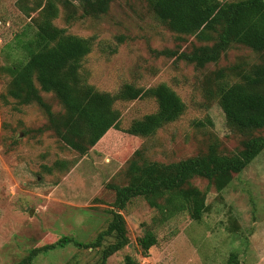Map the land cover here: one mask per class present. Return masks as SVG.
<instances>
[{
	"label": "rangeland",
	"instance_id": "obj_1",
	"mask_svg": "<svg viewBox=\"0 0 264 264\" xmlns=\"http://www.w3.org/2000/svg\"><path fill=\"white\" fill-rule=\"evenodd\" d=\"M238 2L242 0H220ZM44 0H0V264H20L37 249L31 264H99L104 247L116 241L105 232L116 209L113 186L129 183V162L141 149L149 161L173 163L208 151L242 149L247 134L233 129L216 91L218 71H247L264 62V53L234 45L218 63L197 68L164 50L190 52L213 45L187 36L182 40L155 15L146 0H113L106 14L82 17L79 0H59L54 25L67 34L92 40L93 50L82 62L83 83L98 91L118 93L125 84L151 88L165 83L187 106L184 115L154 136L133 137L125 131L133 121L157 111L155 99L119 101L120 130L111 131L87 156L70 150L49 130L44 111L22 105L8 94L11 78L4 67L25 59L23 44L34 34ZM122 39V41H121ZM55 113L64 108L54 94H44ZM264 136V129L254 133ZM192 184L207 192L201 221L181 213L163 221L144 198L132 200L121 212L130 244L107 264H226L238 253L241 264H264V151L223 191L203 178ZM147 231L158 237L148 257L139 239ZM68 238L66 246L59 242Z\"/></svg>",
	"mask_w": 264,
	"mask_h": 264
},
{
	"label": "trees",
	"instance_id": "obj_2",
	"mask_svg": "<svg viewBox=\"0 0 264 264\" xmlns=\"http://www.w3.org/2000/svg\"><path fill=\"white\" fill-rule=\"evenodd\" d=\"M40 5V18L35 32L23 44L25 59L4 67L11 78L8 94L22 105H38L46 114L48 123L42 130L53 132L67 148L81 156H87L111 131L120 130L121 113L115 108L119 101H137L152 98L158 109L132 122L126 133L133 137H151L166 125L179 120L187 110L182 98L167 84L151 88H139L125 84L111 94L98 91L83 83L80 76L82 62L91 54V39L67 34L54 25L58 17L57 1L44 0ZM82 17L106 14L113 0H79ZM157 18L170 31L184 40L187 36L213 45L195 46L190 52L164 50L162 55L176 57L197 68L218 63L232 46L242 45L258 53H264V0L222 2L220 0H146ZM122 41V39H121ZM236 67L229 71L236 80L232 82L226 70L218 71L216 91L227 123L233 129L247 134L242 149L237 153L221 152L219 144H211L208 151L179 162L160 163L149 161L143 150H137L129 162V183L113 186L116 199L113 220L108 229L98 236L97 245L108 237L116 241L104 247L99 264H107L110 257L130 244L126 221L121 214L136 198H144L160 212L163 221L181 213H188L195 221H201L207 212V192L192 184L195 178H203L210 186L223 192L263 151L264 136L254 135L264 129V62L251 66L247 71ZM44 94H54L64 108L55 113ZM71 242L64 238L59 245ZM144 257L158 245V237L147 231L139 239ZM37 249L20 264H31L34 257L51 249ZM127 264L136 263L131 257ZM226 264H241L239 254L231 253Z\"/></svg>",
	"mask_w": 264,
	"mask_h": 264
}]
</instances>
